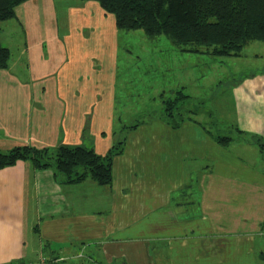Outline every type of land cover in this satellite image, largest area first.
I'll list each match as a JSON object with an SVG mask.
<instances>
[{
    "label": "crops",
    "instance_id": "1",
    "mask_svg": "<svg viewBox=\"0 0 264 264\" xmlns=\"http://www.w3.org/2000/svg\"><path fill=\"white\" fill-rule=\"evenodd\" d=\"M73 2L61 10L62 28L54 0H27L0 23L10 54L0 70V150L82 146L103 156L123 142L122 152L109 186L66 183L28 161L0 170V264L264 263V153L214 135L237 128L264 142V68L236 69L229 86L224 71L213 88L224 122L212 114L198 122L194 104L212 98L189 90L195 61L213 57L171 47L194 61L193 75L175 71L158 84V109L147 113L139 85L116 87L131 60L129 34L140 31L120 33L97 3ZM178 91L188 98L172 128L163 102ZM125 115L136 128H124Z\"/></svg>",
    "mask_w": 264,
    "mask_h": 264
},
{
    "label": "trees",
    "instance_id": "2",
    "mask_svg": "<svg viewBox=\"0 0 264 264\" xmlns=\"http://www.w3.org/2000/svg\"><path fill=\"white\" fill-rule=\"evenodd\" d=\"M26 1L0 0V22L14 18L16 8ZM80 1L98 3L106 14L114 17L118 30H139L149 39L167 38L169 49L176 47L213 58H235L251 42L264 44V0ZM9 57V51L0 45V70L6 69ZM172 96L163 102V116L172 128H177L181 121L175 120V112L188 97L180 91ZM233 140L257 145L264 153V142L257 135L237 128L234 132L216 135L220 145H229ZM121 145L123 142L115 143L103 156L82 146L55 149L22 146L0 150V170L28 161L36 170L52 169L54 176L63 178L66 183L90 179L99 186H109L113 159L121 154Z\"/></svg>",
    "mask_w": 264,
    "mask_h": 264
},
{
    "label": "rangeland",
    "instance_id": "3",
    "mask_svg": "<svg viewBox=\"0 0 264 264\" xmlns=\"http://www.w3.org/2000/svg\"><path fill=\"white\" fill-rule=\"evenodd\" d=\"M72 2L82 3V1L80 0H54L57 14L56 18H58L59 28H62L61 22L63 15L61 13V10L64 9V11H67V8ZM114 27L116 31L120 33L124 32L122 30H118L116 26ZM9 31L10 30H8L7 28L3 29V32L6 35L9 34ZM140 33L141 34H129L128 51L131 54V60H129L127 68H119V72L117 73L119 75L118 79L120 80V83H118L116 87L121 88L123 81L124 88H126L127 90L132 88L131 91L135 92V88H137V86L139 85V97H137L136 101L139 103L140 108L144 105L146 106V108L150 106L147 111V113H149L150 110L157 111L158 109V100L152 101V97H154L155 92L158 90V84H164L167 81H170V77L177 75L175 71L190 78L193 75L192 69L195 67V63L194 61L188 60L186 58L176 56L175 51L169 49L167 38L162 37L157 39H149L146 37V40H144L142 37L143 32L140 31ZM240 56V60H234L233 58H210V60L208 61L204 60L205 62L195 61L197 65L195 68V73H197L196 83L194 85L195 88L193 89L192 87H190L189 90L191 93L200 92V94H203L204 97H207L209 95V98H212L211 102L207 101V103H205L204 105L202 102L194 104L195 110L193 111V113L196 116L195 120H197L198 122L211 121L208 119V114H212L213 116L216 115L218 117V119H216L217 121L224 122V117L221 113H224L226 111L219 110L218 108H220L221 105L216 102V104L218 105L217 108V106L215 105V101L213 100L214 98H218V93L213 90V88L215 87L214 83L217 86L216 82L219 81V77L221 76V79H223L224 71L227 72L226 81L220 82V84H228L229 86V83L232 82L237 76V74L234 73V71L238 72V70L236 69L240 67L245 68L247 66L251 67L253 65H260L259 70L264 68L263 43H249L243 48ZM255 56L258 60L255 59ZM219 60H221L222 62L224 61L225 64H219ZM231 68L232 70H229ZM168 69L173 71H168ZM246 72H249V69H246ZM121 74L127 75V77L123 79ZM132 103L133 99H131L130 106H133ZM226 106H229V104ZM226 110H228L229 112V107H226ZM179 115L180 114H177L176 116ZM134 119L135 118L127 119L126 115L123 116V121L126 123V125L134 124ZM138 119L139 118L136 117V120ZM175 120L177 121L178 118L175 117ZM209 131L214 132L213 129H209Z\"/></svg>",
    "mask_w": 264,
    "mask_h": 264
},
{
    "label": "built area",
    "instance_id": "4",
    "mask_svg": "<svg viewBox=\"0 0 264 264\" xmlns=\"http://www.w3.org/2000/svg\"><path fill=\"white\" fill-rule=\"evenodd\" d=\"M46 261L42 258L41 260H39V262L38 263H36V264H46L45 263Z\"/></svg>",
    "mask_w": 264,
    "mask_h": 264
}]
</instances>
